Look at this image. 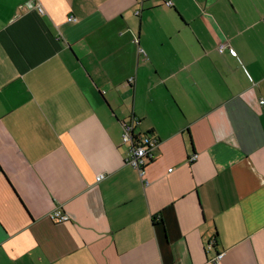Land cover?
<instances>
[{"label":"crops","instance_id":"obj_1","mask_svg":"<svg viewBox=\"0 0 264 264\" xmlns=\"http://www.w3.org/2000/svg\"><path fill=\"white\" fill-rule=\"evenodd\" d=\"M210 239L264 264V0H0V264H210Z\"/></svg>","mask_w":264,"mask_h":264},{"label":"built area","instance_id":"obj_2","mask_svg":"<svg viewBox=\"0 0 264 264\" xmlns=\"http://www.w3.org/2000/svg\"><path fill=\"white\" fill-rule=\"evenodd\" d=\"M166 6H171L170 1L165 2ZM40 9V8H39ZM139 12L137 11V14ZM69 21L74 20L72 17L68 18ZM227 47L226 44L222 43L218 45L217 50L219 52H223ZM142 52V50H140ZM231 54H234L232 49H229ZM263 103V100L260 101ZM122 132H121V141L124 144L128 145V150L126 153L125 161L128 165L133 167L138 171L140 176L144 174L145 166L148 161L152 159L151 150L155 147L157 141L155 138L150 137L148 135H140L135 132L136 121L131 119L129 121H123L121 123ZM196 159V155H192L189 160L194 161ZM104 174H99L96 176V181H100L103 179ZM48 217L54 222H65L69 220L68 215L62 212V210L57 207L52 210ZM205 249L207 252L213 251L214 255L210 258V264H223V259L225 256V251L216 250L215 251V241L213 239L208 240L205 243Z\"/></svg>","mask_w":264,"mask_h":264},{"label":"trees","instance_id":"obj_3","mask_svg":"<svg viewBox=\"0 0 264 264\" xmlns=\"http://www.w3.org/2000/svg\"><path fill=\"white\" fill-rule=\"evenodd\" d=\"M151 160V159H150Z\"/></svg>","mask_w":264,"mask_h":264}]
</instances>
